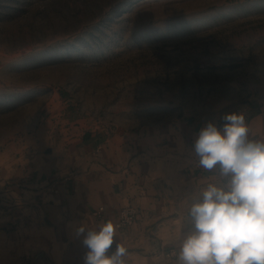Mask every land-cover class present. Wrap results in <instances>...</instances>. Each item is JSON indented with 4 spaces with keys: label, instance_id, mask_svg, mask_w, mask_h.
<instances>
[{
    "label": "rangeland",
    "instance_id": "374dc122",
    "mask_svg": "<svg viewBox=\"0 0 264 264\" xmlns=\"http://www.w3.org/2000/svg\"><path fill=\"white\" fill-rule=\"evenodd\" d=\"M263 111L264 0H0V202L85 134ZM14 245L0 264H54Z\"/></svg>",
    "mask_w": 264,
    "mask_h": 264
},
{
    "label": "crops",
    "instance_id": "0c3cea01",
    "mask_svg": "<svg viewBox=\"0 0 264 264\" xmlns=\"http://www.w3.org/2000/svg\"><path fill=\"white\" fill-rule=\"evenodd\" d=\"M248 126L250 139L264 140V111ZM196 137L143 127L129 137L88 133L60 148L31 183H23L26 189H18L17 201L0 202L1 256L10 257L12 241L23 256L42 252L54 264H83L86 249L76 235L81 222L86 229L116 225L122 209L133 206L136 222L125 230L116 226L107 254L119 243L127 249L125 264H175L192 226L187 213L194 198L222 183L218 166L199 165Z\"/></svg>",
    "mask_w": 264,
    "mask_h": 264
},
{
    "label": "clouds",
    "instance_id": "9594fccd",
    "mask_svg": "<svg viewBox=\"0 0 264 264\" xmlns=\"http://www.w3.org/2000/svg\"><path fill=\"white\" fill-rule=\"evenodd\" d=\"M222 126L209 121L193 142L205 170L218 166L222 183L201 189L188 209L191 228L175 264H264V140L250 139L243 112L224 114ZM76 235L86 249L83 264H125L127 249L117 243L112 221L98 229L81 222Z\"/></svg>",
    "mask_w": 264,
    "mask_h": 264
},
{
    "label": "built area",
    "instance_id": "2783aa9c",
    "mask_svg": "<svg viewBox=\"0 0 264 264\" xmlns=\"http://www.w3.org/2000/svg\"><path fill=\"white\" fill-rule=\"evenodd\" d=\"M138 218V211L133 206L124 207L120 213V217L116 224L117 228L120 230H125L131 227ZM162 264V263H157Z\"/></svg>",
    "mask_w": 264,
    "mask_h": 264
}]
</instances>
